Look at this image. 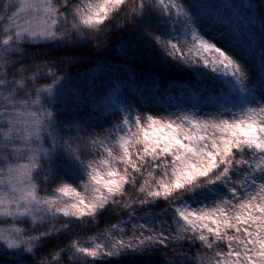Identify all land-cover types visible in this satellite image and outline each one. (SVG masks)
I'll list each match as a JSON object with an SVG mask.
<instances>
[{
  "label": "snow or ice",
  "instance_id": "snow-or-ice-1",
  "mask_svg": "<svg viewBox=\"0 0 264 264\" xmlns=\"http://www.w3.org/2000/svg\"><path fill=\"white\" fill-rule=\"evenodd\" d=\"M206 6L201 0H131V5L129 0L0 2L5 34L0 41V216L18 222L31 216L41 225L59 220V227L52 224L38 235L16 225L0 228V242L15 250L14 255L23 259L24 253L35 254L46 237L71 231L74 219L118 205L125 186L135 188L143 179L140 205L170 198L174 203L149 217L150 223H133L130 239L122 238L123 227L113 225L106 243L94 247L70 243L64 250L67 264H90L87 258L94 262L100 257L136 261L157 252L172 257L162 264H195L177 249L187 245L211 250L221 242L227 250L203 257L200 264H264V78L257 84L258 77L250 78L246 65L201 34V18L214 19L215 6L205 16ZM121 13L126 23L143 27L140 36L146 38L138 57L130 46L123 49L125 57L154 59L153 51L159 48L165 70L220 81L225 86L220 93L222 110L204 119L196 113H176L175 119L165 121L145 116L118 84L98 88L96 78L89 82L85 75L77 86L51 68L42 75L52 83L36 87L41 69L37 66L27 75L32 68L24 64L28 48L72 49L98 40L106 21ZM72 98L78 114L70 120H59L45 107L63 106ZM84 104L89 110L79 113ZM113 117L118 122H110ZM101 134L106 135L98 139ZM112 142L119 155L104 147L108 159H87L91 148ZM156 171L159 180L153 175ZM50 179L72 180L84 192L63 183L57 191L70 200L40 196ZM144 264L155 262L147 259Z\"/></svg>",
  "mask_w": 264,
  "mask_h": 264
},
{
  "label": "trees",
  "instance_id": "trees-1",
  "mask_svg": "<svg viewBox=\"0 0 264 264\" xmlns=\"http://www.w3.org/2000/svg\"><path fill=\"white\" fill-rule=\"evenodd\" d=\"M2 2V0H0ZM167 2V0H166ZM206 3L203 8L205 16L211 12L212 7L215 6V12L212 13L214 18L221 19L227 22L240 21L247 31L251 34L253 39L252 48L254 51H259V66L261 67V74L264 78V0H201ZM228 3V4H227ZM131 5V0H129ZM245 6L250 7V13ZM203 7V4H202ZM207 18L202 17L199 26L207 21ZM145 29L138 23L130 24L123 20V13L115 15L110 22L106 21V28L98 40H90L87 43L72 49L56 48L52 45L33 46L27 49V59L24 60L25 65H31V71L27 75H32L36 72L37 66L41 72L37 74V88H43L52 83L51 78H45L42 73L51 68L52 71L58 72L60 75L70 77L74 85L79 86L81 81L87 75L89 82L93 77L96 78L97 87H107L109 84H118V87L123 83L131 84L137 90L142 91L146 87H153L156 93L161 97L164 94L173 93L177 95L178 90L186 89L197 96L215 97L216 100L221 97L220 93L225 91V86L218 80L211 77L201 79L192 72L188 71H171L165 70L161 62V55L159 48L153 51L154 59H140L137 58L139 52L144 49L143 39L140 33ZM181 41L184 37L180 32H177ZM2 36V38H1ZM2 40L5 36L1 35ZM169 38V37H165ZM154 44V41H151ZM131 47L136 50L137 57H125L122 52L125 47ZM16 67H20L17 65ZM119 78V79H117ZM87 92V89H84ZM74 98L70 99L65 105L60 104H45V107L51 108L54 113L59 116V120L67 121L73 118L75 113ZM89 110L88 105L84 104L80 107L79 113H84ZM92 119H102L100 117H93ZM110 122H118L115 117ZM109 125L104 124L107 128ZM94 132H100V128H95ZM106 134H101L98 139H103ZM104 147H108L106 143L104 146L91 148V155L87 159L99 161L106 157ZM97 153H99L97 155ZM22 160L21 163H25ZM61 169H63L64 162H58ZM122 165L120 168L122 169ZM61 177L64 176V171L59 172ZM148 173L144 172V178H147ZM156 180H159L160 173L154 172ZM63 183H72L73 187H77V183L69 179H50L47 188L39 192L40 196H53L58 191L57 189ZM84 181H79L83 185ZM143 185V179L140 183L132 188L125 186V195L119 198L118 205L109 204L103 210H97L92 217L85 216L79 220H73L72 230L69 232L60 231L56 235H50L45 238L43 246L35 254H23V259L19 256L21 261H26L29 264H38L41 260H46L48 264H56L59 260L61 264H67L65 259V249L72 242H83L94 237H106L112 232L113 225L123 226L125 233L122 238L125 240L131 238V225L147 224L151 221L149 217H157L162 213L169 204H173L170 198L168 201L159 199L154 203L147 205H140L139 200L143 198V194L139 192V187ZM155 184L153 183V187ZM82 187V186H81ZM81 187H77L79 190ZM178 203V201H175ZM129 205L125 207L124 205ZM171 213L168 219L171 223ZM64 219V218H60ZM55 224L59 227V220L51 224L41 225L39 220L34 224L31 217L24 218L22 221L10 220L7 217H0V227L16 225L25 230L31 235H38L41 231L49 229ZM171 230V229H170ZM229 234H232L231 232ZM226 244L221 242L219 247L211 250L203 248L189 247L185 245L183 248L177 249L182 253H187L192 257L195 264H200L203 257H211L216 251H226ZM171 252V249H167ZM12 253L5 252L0 256V264H5L4 261L9 260ZM59 254V255H56ZM147 259H152L155 264H162L164 259H172V257L165 256L163 252H157L150 257L146 256L142 259L133 261L131 258H116V257H101L95 259H87L90 264H144ZM11 260V259H10Z\"/></svg>",
  "mask_w": 264,
  "mask_h": 264
},
{
  "label": "rangeland",
  "instance_id": "rangeland-1",
  "mask_svg": "<svg viewBox=\"0 0 264 264\" xmlns=\"http://www.w3.org/2000/svg\"><path fill=\"white\" fill-rule=\"evenodd\" d=\"M19 22L23 23L22 20ZM243 24L245 23H240V21L227 22L214 18L203 22L199 26V31L205 38L215 42L219 47L233 55L234 58H237L239 62L246 65L249 70L250 78L254 79L258 77L257 84H259L262 79L261 68L259 66L260 52L253 50L252 36ZM1 35L5 36L3 27H0V36ZM0 41L2 40L0 39ZM119 88H121L122 93L130 98L134 106L136 104L139 105V110L145 116L151 114L155 118L165 121L168 119H175L173 114L176 113H196L201 119L209 118L210 116H214L217 110H222V105L224 104L222 97L216 100L215 97L197 96L192 92H188L186 89L178 90L177 95L169 93L161 97L156 93V89L153 87H146L140 91L131 84L123 83ZM229 118L231 119V117ZM108 147H112L114 156L119 155L118 146L115 142L108 144ZM104 159H108L107 155L101 160ZM120 166L121 165H118V167ZM103 167V165H100L101 170ZM78 191L83 194V187ZM53 196L58 197L61 201L71 199L70 197L62 196L58 192ZM85 202L87 203L89 201L86 200ZM11 227L12 226H2L0 228L6 230ZM113 235H115L114 232ZM105 236L106 237L90 238L83 242H79V244L81 246L94 247L95 243H106L112 238L111 236ZM5 252L12 253L9 257L11 260L4 261L5 264H29L26 261H21V259L18 258L19 256L14 255L15 250L8 249L3 242H0V256Z\"/></svg>",
  "mask_w": 264,
  "mask_h": 264
}]
</instances>
